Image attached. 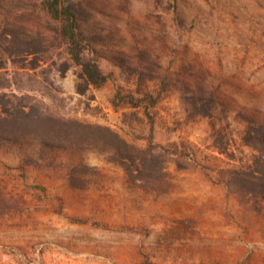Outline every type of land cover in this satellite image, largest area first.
<instances>
[{
  "label": "rangeland",
  "instance_id": "rangeland-1",
  "mask_svg": "<svg viewBox=\"0 0 264 264\" xmlns=\"http://www.w3.org/2000/svg\"><path fill=\"white\" fill-rule=\"evenodd\" d=\"M75 1L97 35L88 55L111 75L95 88L64 45L38 54L12 46L13 93L64 130H43L44 142L0 141V264H264V194L240 192L228 176L264 171V129L252 131L253 146L243 140L264 124V0ZM146 57L170 77L195 73L214 93L211 113L191 115L188 91H161L133 72ZM146 91H161L155 106L120 100ZM77 123L139 149L150 139L186 143L192 155L155 157L129 173L97 146L63 141Z\"/></svg>",
  "mask_w": 264,
  "mask_h": 264
},
{
  "label": "trees",
  "instance_id": "trees-1",
  "mask_svg": "<svg viewBox=\"0 0 264 264\" xmlns=\"http://www.w3.org/2000/svg\"><path fill=\"white\" fill-rule=\"evenodd\" d=\"M21 2L23 5L15 9L12 6L2 5L0 1V141L36 139L44 142L46 138L42 136L43 130L52 136L55 129L64 130V128L56 121L34 113L29 107L31 100H28V96L22 93V90L13 93V83L6 69L7 63H12L16 58V53L10 51L12 46H33L36 51L30 53L38 54L37 52H47L57 42L64 45L70 59L80 66L79 77L95 88L100 87L111 74L104 73L98 60L88 55L90 48L96 50L97 35L91 33L92 24L90 16L87 17L89 13L87 7L75 0H30V2L22 0ZM117 58L119 64L123 66L124 57ZM146 60L142 66L136 62L130 67L131 70L140 77L147 72L150 78L160 82L161 91L164 86L170 87L171 84L180 86L185 92L188 91L190 96L186 97L185 103L191 115L207 116L211 113L214 93L204 89L195 73L186 76L181 71L170 77L157 70L159 69L157 60L149 57H146ZM189 82L193 83L194 88L191 90H189ZM77 90L79 93L82 92L80 87ZM161 91L157 95L146 91L139 97L125 94L120 100L133 108L141 106L144 102L149 106H155ZM262 129L264 124L261 123L258 127H249L243 135L244 142L253 146L252 131ZM65 131L69 132V135L63 137V141L77 146H97L109 153L129 173L132 171L130 169L132 165L138 162L142 165L157 161L154 160L155 157H162V161L165 157L172 158L178 162L192 155L186 143H181L182 146L176 143L168 146L153 144L150 139L145 148H135L115 132L101 125L77 123L72 129ZM160 162L161 159L158 163ZM228 176L229 182L237 186L240 192L264 194V171L257 175L252 169L233 168Z\"/></svg>",
  "mask_w": 264,
  "mask_h": 264
}]
</instances>
